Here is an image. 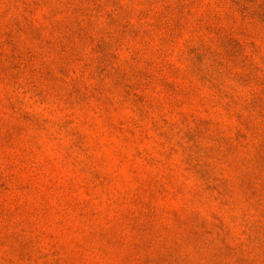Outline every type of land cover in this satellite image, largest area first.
<instances>
[{"label": "rangeland", "instance_id": "1", "mask_svg": "<svg viewBox=\"0 0 264 264\" xmlns=\"http://www.w3.org/2000/svg\"><path fill=\"white\" fill-rule=\"evenodd\" d=\"M0 264H264V0H0Z\"/></svg>", "mask_w": 264, "mask_h": 264}]
</instances>
